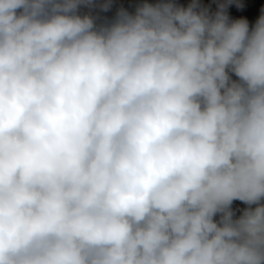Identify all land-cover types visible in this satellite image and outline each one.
Listing matches in <instances>:
<instances>
[{
  "label": "clouds",
  "instance_id": "clouds-1",
  "mask_svg": "<svg viewBox=\"0 0 264 264\" xmlns=\"http://www.w3.org/2000/svg\"><path fill=\"white\" fill-rule=\"evenodd\" d=\"M112 3L0 0V264H264V9Z\"/></svg>",
  "mask_w": 264,
  "mask_h": 264
},
{
  "label": "built area",
  "instance_id": "built-area-1",
  "mask_svg": "<svg viewBox=\"0 0 264 264\" xmlns=\"http://www.w3.org/2000/svg\"><path fill=\"white\" fill-rule=\"evenodd\" d=\"M189 1L190 0H175L176 3L183 5V6H187ZM142 2H143V0H136L133 4H124V3L117 2V0H113L112 8L106 13L105 12L100 13V15H101V17H107L108 19H111L112 17H114L116 11L120 7H124L129 11H134L137 4L142 3ZM149 2L155 3V2H157V0H149ZM240 2L243 4V7L242 8H236L235 5H232L229 9L230 16L232 13L238 14L240 12H247L249 10L254 11L258 0H240ZM200 3L203 6L216 9L217 0H200ZM233 19H235V18H233ZM252 24L253 23H250V25H252Z\"/></svg>",
  "mask_w": 264,
  "mask_h": 264
},
{
  "label": "rangeland",
  "instance_id": "rangeland-1",
  "mask_svg": "<svg viewBox=\"0 0 264 264\" xmlns=\"http://www.w3.org/2000/svg\"><path fill=\"white\" fill-rule=\"evenodd\" d=\"M136 0H117V2L119 3H124V4H133ZM190 3V1H189ZM211 10H215V8H210ZM232 18L238 19L241 18L238 14L236 13H232L231 14ZM243 207H245L241 202L236 201L233 204V208L237 210V215H239V209H242Z\"/></svg>",
  "mask_w": 264,
  "mask_h": 264
},
{
  "label": "crops",
  "instance_id": "crops-1",
  "mask_svg": "<svg viewBox=\"0 0 264 264\" xmlns=\"http://www.w3.org/2000/svg\"><path fill=\"white\" fill-rule=\"evenodd\" d=\"M258 13V12H257ZM256 13V9H254V11H247V12H240L238 13V15L240 17H244L247 18L249 20L250 23H255V20L258 18V16L260 15V13L257 14Z\"/></svg>",
  "mask_w": 264,
  "mask_h": 264
},
{
  "label": "trees",
  "instance_id": "trees-1",
  "mask_svg": "<svg viewBox=\"0 0 264 264\" xmlns=\"http://www.w3.org/2000/svg\"><path fill=\"white\" fill-rule=\"evenodd\" d=\"M255 9L256 12L261 14V9H264V0H258Z\"/></svg>",
  "mask_w": 264,
  "mask_h": 264
}]
</instances>
